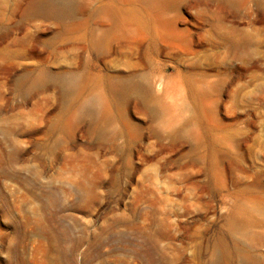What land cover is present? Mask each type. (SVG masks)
Segmentation results:
<instances>
[{"label":"rangeland","instance_id":"1","mask_svg":"<svg viewBox=\"0 0 264 264\" xmlns=\"http://www.w3.org/2000/svg\"><path fill=\"white\" fill-rule=\"evenodd\" d=\"M0 264H264V0H0Z\"/></svg>","mask_w":264,"mask_h":264},{"label":"bare ground","instance_id":"2","mask_svg":"<svg viewBox=\"0 0 264 264\" xmlns=\"http://www.w3.org/2000/svg\"><path fill=\"white\" fill-rule=\"evenodd\" d=\"M164 1H168V0H164ZM61 9H62V8H61ZM61 79H62V81H63L64 83H66V85H67L68 87H73V86H75V84L77 83V78H76L75 76L62 77ZM129 80H130V79H128V78H126V77H118V79H117V85L121 87V86L127 84V82H128ZM97 102L99 103V101H94L95 105L98 104ZM92 105H93V104H92ZM93 109H94V108H93Z\"/></svg>","mask_w":264,"mask_h":264}]
</instances>
